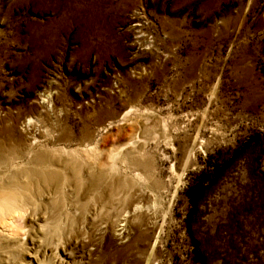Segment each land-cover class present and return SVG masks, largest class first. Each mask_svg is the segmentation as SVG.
Wrapping results in <instances>:
<instances>
[{
  "label": "rangeland",
  "instance_id": "1",
  "mask_svg": "<svg viewBox=\"0 0 264 264\" xmlns=\"http://www.w3.org/2000/svg\"><path fill=\"white\" fill-rule=\"evenodd\" d=\"M28 146L145 166L23 197L0 264H264V0H0V195Z\"/></svg>",
  "mask_w": 264,
  "mask_h": 264
},
{
  "label": "bare ground",
  "instance_id": "2",
  "mask_svg": "<svg viewBox=\"0 0 264 264\" xmlns=\"http://www.w3.org/2000/svg\"><path fill=\"white\" fill-rule=\"evenodd\" d=\"M6 129H7V133H8V131L12 132L14 134L15 138H17V136L19 135L18 134L19 131L15 130L13 125L7 126ZM33 145H34V143H33ZM76 151L77 150L67 151V150L61 149V148H57V149L56 148H49V149H47V148H40L37 146H28L27 150L25 152L24 160H22L23 163H21L22 165L19 167L20 169L18 168L19 169L18 170L19 175H17V176H19V179L17 177V179H18L17 181L14 180V182H12L10 184L8 183L10 186L5 184V185H7V187L3 188V193H1L2 195H0V216H2L6 211H15L17 208H16V206H14V204H16V202H18L20 204L24 198L25 199H27V198L39 199V198L43 197L44 195H46L45 198L46 197L48 198L49 206L51 208L55 205L57 206V204H60L62 202V197H63V193H62L63 187L62 186L65 185L66 183H69L70 181H72L74 183L75 188H80V187L87 185L86 186L87 188H91L94 191H97L101 184H103V185L105 183L112 184L113 182L116 181V179L114 180L113 177L117 175L118 169L115 168L116 164L114 165V163L117 159H121L124 162H128L130 165H134L136 167L144 165L143 162H140V160L139 161L137 160L138 158H137L136 149H134L132 146H128L124 149H120V150L116 151L110 157L108 165L105 168L100 169V168H102V165L104 164L103 163L99 168L101 170L100 172H94L93 171L94 167H93L92 171H86V173L83 174L82 171L84 169L86 159L83 161V159L85 157L83 156L84 158L82 159L81 158L82 156L80 157V155H82V154L80 152H79L80 155H79V153L76 154ZM85 151L86 150H84L83 152L84 153L88 152V150L86 152ZM90 151H92V149ZM93 151L95 152L94 148H93ZM84 153H83V155H84ZM91 153H93V152H91ZM86 156H88V155H86ZM96 156H97V154H96ZM96 156H94L93 159H95ZM1 158H3V157H1ZM88 159H89V157H88ZM96 159H95V161H98ZM89 162H88V164H89ZM94 163H93V166H94ZM98 164H99V162H98ZM89 166L92 167L90 164H89ZM95 166L97 167L96 164H95ZM90 167H88V168H90ZM88 168H86V169H88ZM2 173L3 172H1L0 174H2ZM13 175H11V177ZM14 177H16V176H14ZM116 184H118V181ZM105 187H107V186H105ZM0 188L2 189V187H0ZM122 188H123V186H122ZM30 199H27V200H30ZM27 205H28V203H27ZM21 207H23V206H21ZM22 210H25V209H22ZM20 211H21V209H20ZM21 212H23V211H21ZM18 216H19V214L17 213V217ZM125 216H127V215H125ZM14 220H16V219H14ZM21 224H23V223H21ZM35 264H36V262H35Z\"/></svg>",
  "mask_w": 264,
  "mask_h": 264
}]
</instances>
